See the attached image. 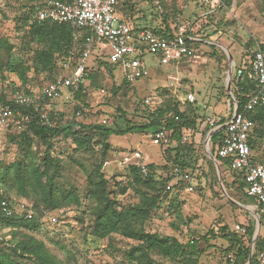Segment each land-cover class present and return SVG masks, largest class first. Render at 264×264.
Wrapping results in <instances>:
<instances>
[{
    "label": "rangeland",
    "instance_id": "obj_1",
    "mask_svg": "<svg viewBox=\"0 0 264 264\" xmlns=\"http://www.w3.org/2000/svg\"><path fill=\"white\" fill-rule=\"evenodd\" d=\"M173 1L174 8L176 6L184 10L183 24L197 22L194 29L200 31L199 35L211 44L191 47L192 55L183 58L179 65L162 66L155 56L147 55V78L137 81L133 86L122 85L123 78L119 70L108 72L107 69L95 83L91 80L86 82L84 89L87 96L83 99L84 102L77 101L69 88L48 104L46 114L62 127L74 122L99 125L103 120L108 121V126L115 122L122 126L146 125L147 115L140 112L143 111L141 100L144 97L160 94L169 88L170 84L175 83H179V95L193 92L197 100L195 116L198 129L192 140L195 141L198 137L199 144L195 143L197 164L189 171L195 191L187 192L185 184L172 180L170 183L178 186L168 194L160 209L154 211L145 224L150 233L173 237L182 244H188L192 240L210 236L212 229L217 232L224 225H227L231 232L235 231L236 226L248 227L255 224L254 215L258 216L254 202L238 189L237 183L241 181V177L234 175L227 166L216 164L207 156L205 144L210 131L206 134L205 131L209 126L208 120L227 117L232 110L228 86L232 93L233 77L228 83V73L231 64L234 69L235 66L233 61L230 62L228 54L234 57L240 66L242 59L247 60L255 48H261L264 44V0H237L234 8L213 14L211 19L202 16L204 11L201 12L200 9L192 11L189 0ZM46 2L47 0H39L37 4ZM136 3L138 21L135 23L156 26V8H152L149 0H136ZM0 4V41L8 40L13 45L14 58L21 60L25 66L35 68L38 63L35 50L38 46L31 43L28 37L29 26L21 22V18L27 14L25 5L32 2L0 0ZM210 45L218 47L227 59L220 63L221 55ZM28 79L31 90L36 93L47 83L43 73L36 74L34 71L28 73ZM12 80L20 85L17 79ZM114 82L116 85L113 87ZM121 85L122 89L118 90ZM81 104H86L89 112L78 115V107ZM24 132L23 127L14 130L0 129V161L6 166L21 160L22 155H27V160L35 164L43 158L45 148L42 143L29 134L28 147L26 141L20 137ZM109 143L110 151L103 161V172L109 180L111 192L118 195L119 188L127 190L124 195L117 196L121 207L133 206L139 200L141 189L134 182L132 166L153 165L156 168L157 180L170 176L172 166L167 165L165 151L156 143L151 130L141 129L136 133L112 135ZM263 148L264 138L257 142L255 152L260 154ZM100 153L101 146L95 145L92 150H80L75 156V161L65 160L61 163L54 183L55 198L60 202V207L56 210H46L41 228L5 229L0 231L1 236L13 244L16 243L13 242L14 239H22L24 236L42 242L60 264H136L127 255L132 244L121 236H116L117 241L113 243L115 248H111L107 242L99 240L93 234V210L96 203L88 197V192L90 186L98 182L96 170L102 162ZM71 192L77 194L81 204L79 208L70 207L64 201L65 196ZM195 195H198V199L194 200ZM263 234L261 226L255 244L263 238ZM245 241L248 244V240ZM198 247L197 252L188 251L178 260L164 259L157 255H153V258L157 264H227V241L219 237H209L208 244L201 241ZM254 251L255 245L253 253Z\"/></svg>",
    "mask_w": 264,
    "mask_h": 264
},
{
    "label": "trees",
    "instance_id": "obj_2",
    "mask_svg": "<svg viewBox=\"0 0 264 264\" xmlns=\"http://www.w3.org/2000/svg\"><path fill=\"white\" fill-rule=\"evenodd\" d=\"M32 4L25 5L27 14L21 18V22L29 26L27 32L31 43H35L38 47L35 50L38 63L35 68L25 66L21 60L14 58L13 45L8 40L0 41V74L1 84L0 89L6 90L11 87L24 91L28 94H34L29 85L28 73H43L47 83L41 87V92L47 84L55 81L63 75L61 63L69 57V52L74 49L75 42L73 31L67 24H56L51 22L38 23L33 21V16L38 13L45 3L37 4L39 0H30ZM69 1V0H60ZM119 12H124V18L132 23L131 19L135 18L138 11L136 10V0H118ZM225 6L222 10H231L237 0H224ZM152 8H156L157 19L156 26H146L144 24H136L138 19L133 20V26L138 29H151L158 32L166 38H171L175 31H178V26L184 21V10L174 8L173 0H149ZM1 11V10H0ZM208 12V9L205 11ZM212 13L205 15L206 19H211ZM197 23V22H196ZM195 22L187 27L185 40L189 47L196 48L205 43V39L199 35L198 30H195ZM191 38L200 39L202 41H193ZM211 48L218 51L221 55L220 63L227 56L215 45H210ZM258 49V48H257ZM255 48V50H257ZM264 52V44L260 48ZM114 72L116 66L105 61L103 58L96 57L89 70V80L92 83L104 73ZM7 73V75H6ZM57 73V74H56ZM17 79L20 85L16 81ZM95 85V84H94ZM116 83H113V87ZM122 85L133 86L125 79ZM117 86L118 90L122 89ZM232 93L238 104V110L242 112L247 104L249 95L255 92V83L246 72L242 77L234 74L232 80ZM73 96L77 101L84 102L87 93L84 88L73 90ZM224 92L226 91L223 86ZM162 103L154 109L142 112L145 118H148L146 125H119L116 122L110 126L103 123L83 124L74 122L67 127L58 126L56 123L53 127L41 125L39 122V112L33 108H24L11 104L14 108L20 111L27 120L20 121L16 116L10 119L6 129H16L23 127L25 132L20 134L27 146L30 147V135L37 138L45 148L44 156L38 164L28 161V156L22 155L21 160L15 161L10 166H6L0 161V200L10 199L15 197L19 202L28 201L32 204L37 217L33 220L19 218L16 216L8 217L3 214L0 208V231L8 229H38L43 224V212L46 210H56L60 207V202L55 198L54 183L60 171L61 163L65 160L75 161L76 154L84 150H92L95 145L101 146L102 162L98 165L96 174L98 182L92 184L89 188L88 197L96 204L93 210L95 217L93 225V234L99 240L107 242L108 246L115 248L114 244L117 240L116 236H121L123 240L128 241L132 246L128 249L127 255L131 261L136 264H157L153 255L160 256L164 259L178 260L183 257L188 251L197 252L201 241L209 243V237L221 238L229 243V247L225 250L227 264H247L251 255V243L255 232V224L245 227L247 232L245 235H240L237 232H231L227 225L221 226L217 232L212 229L210 236H204L198 240H192L188 244H182L173 237H162L158 234L150 233L146 230L145 224L153 215L154 211L160 209L164 199L171 194L176 184L171 191L166 190L167 184L172 182V177L167 176L164 179H156V168L153 165L148 166L150 173L144 176L141 173L140 166H132L131 170L134 175V182L141 189L139 193L138 203L130 207H121L117 201L118 195H124L127 190L119 188V194L111 192L109 189V180L103 172V161L110 151L109 139L112 135H126L136 133L138 130H151L153 137H156L159 131L165 130L170 133L172 147L165 150V160L167 165L179 166L181 171L194 168L197 164V148L193 138V134L197 131V100L195 103H182L178 100L177 94L170 88H166L159 94ZM231 112L227 117L216 118L217 126H221L228 122L233 114V101L231 97ZM5 101V97L0 98ZM145 97L141 100L144 103ZM51 101H47L49 104ZM86 104H81L78 107V115L89 112ZM138 110V109H137ZM138 112V111H137ZM176 117L178 119H176ZM250 119L254 122V131L251 134L250 145L253 150L259 140L264 138V106L257 108L249 114ZM51 121L53 118L50 117ZM209 125V120H208ZM3 128V129H4ZM211 131V127L205 131ZM185 134L191 136L189 144H182V138ZM224 131L216 134L211 140V151L216 157L221 166H227L230 170V161L221 159L218 156V148L221 146ZM97 138V140H95ZM63 139V141H62ZM206 155V154H205ZM171 168V170H172ZM170 170V171H171ZM234 175L241 177L238 181V189L247 195L246 175L243 171H233ZM170 174V172H169ZM64 201L70 207H80V200L75 192L65 196ZM220 223V222H218ZM261 226L263 224L261 222ZM248 240V244L246 241ZM13 244L7 241L0 234V264H60L54 256H52L42 242H39L31 237L24 236L22 239H14ZM264 249V234L263 238L259 239L255 244V253L253 261ZM230 256L234 258L231 262ZM30 262V263H29Z\"/></svg>",
    "mask_w": 264,
    "mask_h": 264
},
{
    "label": "built area",
    "instance_id": "obj_3",
    "mask_svg": "<svg viewBox=\"0 0 264 264\" xmlns=\"http://www.w3.org/2000/svg\"><path fill=\"white\" fill-rule=\"evenodd\" d=\"M210 13L222 10L224 0H197ZM118 0H47L43 9L33 16V21L67 24L73 31L75 42L74 49L69 52V57L62 63L63 75L55 81L47 84L43 92L28 94L16 88L0 89V129H3L8 121L17 117L20 121L27 120L20 111L11 104L24 108H33L39 112L41 125L53 127L46 114L48 100L59 98L69 88L79 90L85 88L89 80V70L96 57L116 66L121 72L122 78L130 84H135L147 77L145 57L153 55L160 65L169 66L192 55V49L185 40L188 25L183 22L178 26V31L171 38H166L151 29H136L132 23L121 16L118 9ZM235 7V4L233 5ZM220 8V9H219ZM2 6L0 4V10ZM193 41L200 39L191 38ZM246 72L255 83V92L249 95L247 104L242 112L238 110V104L233 99L235 109L231 119L226 122L221 146L218 148V156L229 160L233 171H243L246 175L247 195L257 201V210L260 222L263 224L264 233V148L261 151L262 161H258L250 145L251 134L255 124L249 114L259 107L264 106V52L258 48L253 50L251 56L235 69V75L242 77ZM179 83L170 84V89L177 94L180 102L195 103L196 96L193 92L178 94ZM162 103L159 94L145 98L142 104L143 111L154 109ZM176 119H178L176 117ZM104 125L108 124L103 120ZM211 131L218 128L215 119L209 120ZM209 132V134L211 133ZM208 134V135H209ZM156 143L163 147L164 151L172 147L170 133L161 130L155 137ZM191 136L185 134L182 144H189ZM141 173L148 176L150 170L147 165L140 166ZM172 180L185 184V190L193 193L194 186L191 173L181 171L176 165L170 172ZM174 184H167L166 190L171 191ZM0 208L5 216L19 217L33 220L37 214L28 201L19 202L15 197L0 200ZM47 212H43V222ZM235 232L245 235V227L236 226ZM231 262L234 258L230 256ZM251 264H264V249Z\"/></svg>",
    "mask_w": 264,
    "mask_h": 264
},
{
    "label": "crops",
    "instance_id": "obj_4",
    "mask_svg": "<svg viewBox=\"0 0 264 264\" xmlns=\"http://www.w3.org/2000/svg\"><path fill=\"white\" fill-rule=\"evenodd\" d=\"M189 3L191 4V8H192V11H194L195 9L196 10H201V12L202 11H204L201 15L202 16H205V15H207V14H209L210 12H209V10H208V12L206 13L205 11L207 10V8L206 7H203L197 0H189ZM235 4V3H234ZM234 8V7H233ZM220 9V8H219ZM221 11H223V10H218V11H216V12H214V13H212V15L213 14H216V13H218V12H221ZM120 14H121V16L122 17H124V12H122V11H120ZM136 19H138V15L135 17V18H133V19H131L132 21L131 22H133V20H136ZM135 24V23H134ZM202 41V40H201ZM205 43H207V44H211L209 41H207V42H205ZM246 60H243L242 59V63H241V65L245 62ZM233 62H234V66H235V69H237V68H239L240 66H238L237 65V63H236V60H235V58L233 57ZM181 63V61H179V62H177V63H174V64H172V65H179ZM160 65V64H159ZM235 69L233 68V72H234V74H235ZM234 74H233V76H234ZM147 78V77H146ZM145 78V79H146ZM156 94V93H155ZM158 94V93H157ZM232 95H233V93H232ZM232 99V98H231ZM233 99H234V95H233ZM233 99H232V101H233ZM233 112H234V109H235V105H234V102H233ZM211 120V119H210ZM215 120H216V118H215ZM209 136V135H208ZM208 139V138H207ZM207 139H206V141H207ZM212 140V139H211ZM197 145L199 144V141H198V137H196V140L194 141ZM207 147L209 148V150L211 151V141H210V143H209V145L207 146L206 144H205V148H206V154H207ZM197 148V147H196ZM254 151V155L256 156V158L258 159V161H262V159H261V153L260 154H257L256 152H255V150H253ZM211 153H212V151H211ZM208 156V155H207ZM214 156V155H213ZM215 157V156H214ZM216 158V157H215ZM147 160H150V159H147ZM219 163V162H218ZM187 171H189V169H187ZM190 172V171H189ZM204 188H205V185H204ZM186 191V190H185ZM188 192V191H187ZM195 199H198V195H195L194 196V200ZM250 200H252L253 202H254V207L256 208V210H257V201L256 200H254V199H252V198H250ZM258 211V210H257ZM258 215V214H257ZM259 216V215H258ZM253 221H255V227H256V222H257V219H256V216L254 215V218H253ZM261 223V222H260ZM252 245H253V243H252ZM254 245H255V243H254ZM254 245L252 246L253 248H254ZM254 254V253H253Z\"/></svg>",
    "mask_w": 264,
    "mask_h": 264
},
{
    "label": "water",
    "instance_id": "obj_5",
    "mask_svg": "<svg viewBox=\"0 0 264 264\" xmlns=\"http://www.w3.org/2000/svg\"><path fill=\"white\" fill-rule=\"evenodd\" d=\"M222 48H223V47H222ZM223 49H224V48H223ZM224 50L228 53V51H227L226 49H224ZM228 57H229L230 62H232V61H233L232 56H230V54H228ZM233 74H234V72H233V66H232V64H231L230 69H229V73H228V83H230V81H231V79H232V77H233ZM228 91H229V95H230V97L233 99V95H232V93H231V91H230V89H229V86H228ZM225 127H226V124H223V125H221V126H218V128H217L216 130L211 131V133L209 134L208 139H207V141H206V145L208 146L209 143H210V141H211V139H212L216 134H218L219 132H221L222 130H224ZM207 155H208V157H209L210 159H212L216 164H218L217 159L213 156V154L211 153V151L209 150L208 147H207ZM229 200H231V202L237 204V202H235V201L232 200L231 198H229ZM256 219H257V222H256V227H255L254 236H253V245H254V243H255L256 236L260 233V230H261V223H260V218H259V216H256ZM252 261H253V247H252V249H251L250 259H249V261H248L247 264H251Z\"/></svg>",
    "mask_w": 264,
    "mask_h": 264
}]
</instances>
